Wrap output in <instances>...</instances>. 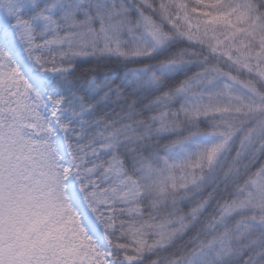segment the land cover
<instances>
[{"label":"snow or ice","instance_id":"snow-or-ice-1","mask_svg":"<svg viewBox=\"0 0 264 264\" xmlns=\"http://www.w3.org/2000/svg\"><path fill=\"white\" fill-rule=\"evenodd\" d=\"M0 264H264V0H0Z\"/></svg>","mask_w":264,"mask_h":264},{"label":"trees","instance_id":"trees-1","mask_svg":"<svg viewBox=\"0 0 264 264\" xmlns=\"http://www.w3.org/2000/svg\"><path fill=\"white\" fill-rule=\"evenodd\" d=\"M89 67H91V65H89V64H83L81 66V70L86 69V68H89Z\"/></svg>","mask_w":264,"mask_h":264}]
</instances>
